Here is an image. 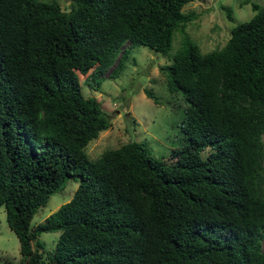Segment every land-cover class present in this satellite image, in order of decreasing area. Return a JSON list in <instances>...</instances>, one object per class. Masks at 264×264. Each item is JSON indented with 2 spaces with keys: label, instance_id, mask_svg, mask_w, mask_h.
<instances>
[{
  "label": "trees",
  "instance_id": "1",
  "mask_svg": "<svg viewBox=\"0 0 264 264\" xmlns=\"http://www.w3.org/2000/svg\"><path fill=\"white\" fill-rule=\"evenodd\" d=\"M190 1L0 0V204L25 264H264V5L203 52L184 28ZM177 29L161 68L186 102L187 144L169 160L136 140L90 159L111 119L79 73L116 62V77L132 46L168 53ZM69 178L71 198L31 225ZM55 230L45 260L39 234Z\"/></svg>",
  "mask_w": 264,
  "mask_h": 264
},
{
  "label": "rangeland",
  "instance_id": "2",
  "mask_svg": "<svg viewBox=\"0 0 264 264\" xmlns=\"http://www.w3.org/2000/svg\"><path fill=\"white\" fill-rule=\"evenodd\" d=\"M47 1H56L63 9H69L73 3V0ZM251 1L264 5V0H192L184 5L183 10H193L197 15L185 25V31L201 51L219 48L230 36L234 25L254 14ZM223 6L230 7L233 19H229ZM183 38V31L175 30L168 53L142 44L132 46L123 70L116 77L109 75L116 62L98 77L92 74V69L85 74L79 73L84 95L94 96L111 119V125L86 144L84 149L90 159H96L106 149L136 140L143 143L149 154L169 160L173 148L187 144L181 130L186 102L180 91L169 90L161 68L163 64L171 62L170 55L183 45ZM128 44L129 41L124 42L121 50ZM146 88L153 91L156 101L146 95ZM77 185L78 178L67 179L64 187L37 209L31 225L43 221L59 205L69 200ZM5 214V206L0 204V262L25 264L18 237L9 227ZM59 234L60 230L42 231L39 234V239L44 243L43 259L46 260L54 248Z\"/></svg>",
  "mask_w": 264,
  "mask_h": 264
}]
</instances>
